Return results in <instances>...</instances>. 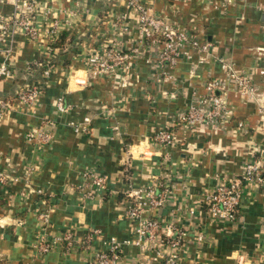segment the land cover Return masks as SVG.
Returning <instances> with one entry per match:
<instances>
[{
    "label": "crops",
    "instance_id": "1",
    "mask_svg": "<svg viewBox=\"0 0 264 264\" xmlns=\"http://www.w3.org/2000/svg\"><path fill=\"white\" fill-rule=\"evenodd\" d=\"M37 1L41 36L30 40L15 29L7 37L14 47L13 74L0 80V95L10 100L0 116V171L11 175L0 184V264H92L97 253L111 249L112 239L120 245L119 264H162L161 256L142 249L139 221L128 215L130 189L154 177L169 182L172 204L146 209L142 217L157 219L166 231L178 220L187 233L181 239V264H264V188L244 185L237 222L211 218L203 204L218 184L240 176L249 160L264 166V0H136L139 9L127 0ZM141 10L200 43H212L211 56L187 43L168 70L170 79L157 85L152 74L157 46L150 38L129 68L93 74L86 61L91 53L116 43L128 51L138 46ZM14 11L13 0H0V15ZM55 22L67 27L50 49ZM39 62L43 67L29 74L27 66ZM47 66L52 72L44 75ZM232 75L249 79L254 90L226 81ZM210 79L229 84L227 91L219 90L229 121L195 130L174 127L170 146L153 141L156 133L173 127L193 92H204ZM26 81L43 85L32 105L14 100L16 88ZM88 115L90 128L76 132L70 123ZM46 121L55 123L54 138L39 149L27 135ZM240 121L246 128L238 126ZM30 166L35 172L27 178ZM86 170L107 175L108 190L92 197L80 190ZM42 211L51 232H73L71 249L56 245L38 254ZM90 229L100 234L87 242Z\"/></svg>",
    "mask_w": 264,
    "mask_h": 264
},
{
    "label": "built area",
    "instance_id": "2",
    "mask_svg": "<svg viewBox=\"0 0 264 264\" xmlns=\"http://www.w3.org/2000/svg\"><path fill=\"white\" fill-rule=\"evenodd\" d=\"M230 3L232 0H226ZM15 11L13 15H0V52L4 53L5 58L0 60V80L7 77L12 72L11 57L13 44L7 42V37L13 34L15 29L27 36L30 40H36L40 33L37 23V12L39 2L37 0H13ZM136 9V0H127ZM139 29L142 39L138 46L130 51L126 50L122 44H110L103 53H91L87 56L89 70L95 75H112L117 67L129 68L130 59L140 54V48L145 45L147 39L152 38L151 44L157 46L152 56L153 81L161 85L170 79L168 70L174 67L180 56L185 52L184 47L191 43L198 47L200 51L206 52L211 56L213 45L210 42L200 43L197 39L189 37L188 33L172 25L163 17L150 15L146 11L139 14ZM67 27L59 22L52 24L49 32V48L51 44L59 38L61 29ZM128 29L123 28L122 32ZM146 46V45H145ZM36 67H43L41 62L30 63L26 70L30 74L36 71ZM38 68V69H39ZM43 74L49 75L52 72L50 66L43 68ZM238 89L249 92L254 90V86L249 79L232 75L229 80ZM220 79H210L205 82L204 92L194 91L190 101L184 111L178 114L173 127L163 129L156 133L153 141L159 142L164 146L174 144V127L195 130L198 126L215 127L222 126L229 121L226 100L219 90L223 92L229 88L228 82ZM43 92V85L39 82L26 81L14 92V100L26 105L36 103ZM163 94H166L163 92ZM175 97V92L170 94ZM10 107V100L0 95V116ZM107 114L111 115V111ZM76 132L87 131L90 128L91 117L85 116L81 121L70 123ZM55 123L46 121L45 123L29 131L28 140L33 142L39 149L50 145L53 142L52 127ZM238 126L246 128V123L240 121ZM35 172V168L30 166L24 171V175L29 178ZM11 179V175L5 171H0V184H6ZM13 179V177H12ZM17 179V177H16ZM253 183L260 188H264V166L259 165L255 160H249L244 167V172L240 176L232 177L227 181L218 184L210 191L203 202L206 205L211 218L223 221L237 222L239 210L244 197V185ZM109 179L107 175L96 170H86L83 172V180L80 190L87 196L106 192L108 190ZM42 193V191L40 190ZM130 204L128 215L134 220L139 221V234L143 238L142 249L163 258L162 264H181L179 261V250L181 239H185L187 233L180 229L177 219L167 225L168 231L163 230V226L157 219L143 218L142 214L146 209L161 210L167 205L172 204L171 199L173 190L166 179L154 177L150 181L139 187L131 188L129 193ZM39 222L44 232L37 234L36 248L39 255L50 252L56 245H62L71 249L76 242V236L71 230L51 232L50 220L44 211L39 214ZM264 224V219H263ZM100 234L99 229H90L86 234V241L91 242ZM113 246L109 251H101L95 255L92 264H119L121 260V249L119 243L112 239ZM145 264V263H137Z\"/></svg>",
    "mask_w": 264,
    "mask_h": 264
}]
</instances>
